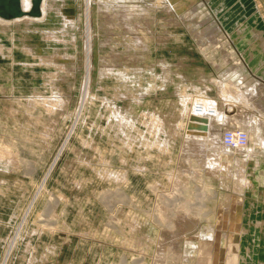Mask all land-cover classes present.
I'll return each mask as SVG.
<instances>
[{"label": "rangeland", "instance_id": "374dc122", "mask_svg": "<svg viewBox=\"0 0 264 264\" xmlns=\"http://www.w3.org/2000/svg\"><path fill=\"white\" fill-rule=\"evenodd\" d=\"M164 2L47 0L0 22V264H264V148L244 182L221 152L264 119V90L221 94L234 61L264 85L245 42L263 23L249 0ZM202 102L229 120L195 136Z\"/></svg>", "mask_w": 264, "mask_h": 264}, {"label": "bare ground", "instance_id": "6f19581e", "mask_svg": "<svg viewBox=\"0 0 264 264\" xmlns=\"http://www.w3.org/2000/svg\"><path fill=\"white\" fill-rule=\"evenodd\" d=\"M20 1H21V6H22V8L25 11H27L28 9H30L32 0H20ZM163 2H164V0H163ZM166 2L168 3V6H169L168 8H171L172 7V8H174L176 10V12H181V9H183L184 6H185V4H183L184 2H182V0H166ZM47 9H48L47 0H42L41 1V4H40L41 15L38 18H32V17H29V16L25 15V16H22V17H19V18H15V19H12V20H4V19L0 18V22L2 24H9L11 22H14V21L17 22V21L24 20V19H35V20L36 19L37 20L38 19H42L43 16L45 15V13L47 12ZM88 12L89 11H87V13ZM254 12L255 13H254V17H253V20L252 21L256 24L257 22H259L260 14L257 12L256 9L254 10ZM87 15L89 16V13ZM211 29H210V31H211ZM209 33H207V34L209 35ZM248 33L249 34L245 36V42H249L253 38L256 39V44L248 52V55H247L248 58H251V59L253 57L255 58L257 56V54H259L260 57H261L262 55H264V30H263V28L262 29H259L256 26L255 27H251V29L249 30ZM86 40H88V39H86ZM85 43H87V42H85ZM88 46H89V44H88ZM89 47L91 48V45ZM90 50H88V52ZM88 65H90V64L88 63ZM238 65H239V61H236V62L234 61V66H236V68H234L231 71H228L229 72V76H231L233 82L238 87L237 91L235 92V94L229 93L228 92V87H227V88H222L221 94L223 95V97H225L227 99H230L229 100L230 102L237 103V102H243L244 101V102L247 103V102L252 101V99L255 98V96H257V95H259L260 93L263 92L264 85L261 84L260 82H258L253 77L248 76L247 73H242V71L238 70ZM197 105H199V106H197L194 109V113L190 116V120H189V123H188V127H191L192 126L196 130L202 131V132H194V131H192V133L195 136H197L198 134L204 135L203 132L206 130L207 125L210 124V121L209 120H212V119H215L216 118V120H217V122H219V124L221 122H224V123L225 122H228L227 120H229V118L227 117V115H225L224 111H219V107H218V104L217 103L211 105L208 102H202V104H197ZM229 106L232 108V104H230ZM245 107H247V105ZM253 118L251 119L253 122L252 121L251 122H248L247 121V124L250 125V128L245 131V142L240 143V144L236 142V145L234 147H231V146L226 145L225 143H223V142L220 141L221 144H222V146L225 148V149L224 148L221 149V152L224 153L222 155H224V156L226 155L225 156L226 159H228L227 158L228 157L227 155H230V153H234L235 152L233 154V157H232L234 159L233 163H235V169H234L235 170V177H237V179H238V177H241L240 180L242 182H244V179H246L247 176L246 175H244L243 177H242V175L240 176V174L238 173L239 170H238L237 166L240 167L241 164H242L241 162H246V160H247L246 157H248V156L250 157L251 156V153L253 152V150L255 148L256 149L257 148H260V147L264 148V137H262V135L260 133V129L258 128L259 126L261 127V123L264 124V119L262 120V122H256L257 120L255 118L254 119ZM219 124L217 123L216 125H219ZM213 132L215 133L213 135V139L215 141L218 140V139H221L220 133H222V132H220V130H218V131L217 130H215V131L213 130ZM195 136H194V138H196V141L199 143L200 149L203 150V147H204V150H205V147H207V146H205V140L202 139V138H199V137L197 138ZM249 139H250L251 144H248L247 145ZM234 155H237V157L234 156ZM216 156H218V153L212 152V155H208L207 156V159H206V164L208 165L209 168H211V170H212V172L214 174L217 173L216 171H220V167L222 166V162H220L219 159L217 160L216 159ZM255 157H257V156H253L254 159H255ZM229 160L231 161V159H229ZM255 161L257 162V159H255ZM245 183H250V182L248 180V182L246 181ZM234 256H235V254H234ZM232 257H233V255H232ZM232 257H230V259Z\"/></svg>", "mask_w": 264, "mask_h": 264}, {"label": "water", "instance_id": "95a60500", "mask_svg": "<svg viewBox=\"0 0 264 264\" xmlns=\"http://www.w3.org/2000/svg\"><path fill=\"white\" fill-rule=\"evenodd\" d=\"M42 0H32L31 7L25 11L20 0H0V18L12 20L22 16L38 18L41 15L40 4Z\"/></svg>", "mask_w": 264, "mask_h": 264}, {"label": "built area", "instance_id": "2783aa9c", "mask_svg": "<svg viewBox=\"0 0 264 264\" xmlns=\"http://www.w3.org/2000/svg\"><path fill=\"white\" fill-rule=\"evenodd\" d=\"M228 140L229 142H223L226 145H229L231 147H234L237 143H243L245 142V133L243 131H239V133L234 132V131H228Z\"/></svg>", "mask_w": 264, "mask_h": 264}, {"label": "crops", "instance_id": "0c3cea01", "mask_svg": "<svg viewBox=\"0 0 264 264\" xmlns=\"http://www.w3.org/2000/svg\"><path fill=\"white\" fill-rule=\"evenodd\" d=\"M251 5L253 4L254 9L256 8L257 12L260 14V22L264 30V0H249Z\"/></svg>", "mask_w": 264, "mask_h": 264}]
</instances>
